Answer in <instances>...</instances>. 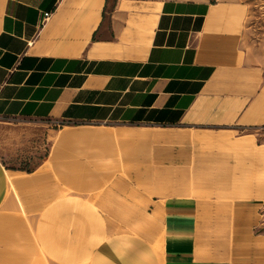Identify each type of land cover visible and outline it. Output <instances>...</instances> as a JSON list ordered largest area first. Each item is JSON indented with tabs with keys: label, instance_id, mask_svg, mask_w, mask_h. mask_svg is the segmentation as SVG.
I'll use <instances>...</instances> for the list:
<instances>
[{
	"label": "crops",
	"instance_id": "0c3cea01",
	"mask_svg": "<svg viewBox=\"0 0 264 264\" xmlns=\"http://www.w3.org/2000/svg\"><path fill=\"white\" fill-rule=\"evenodd\" d=\"M248 12L240 0H0V119L134 125L142 131L129 134L148 141L149 167L175 171L179 185H189L194 170L208 169L206 141L251 137L260 145L264 43L249 38ZM71 138L103 136L63 132ZM35 171L9 169L0 159V264H31L39 249L23 219L24 211L33 223L38 217ZM146 179L119 174L99 192L94 206L104 236L150 245L164 235L165 264H264L256 243L264 242L256 234L261 200H234L226 214L232 246L221 260L199 255L202 242L192 241L195 228L216 225L197 222L203 203L163 197L157 187L172 180ZM120 182L139 193L140 218ZM97 250L81 260L88 255L99 264Z\"/></svg>",
	"mask_w": 264,
	"mask_h": 264
},
{
	"label": "rangeland",
	"instance_id": "374dc122",
	"mask_svg": "<svg viewBox=\"0 0 264 264\" xmlns=\"http://www.w3.org/2000/svg\"><path fill=\"white\" fill-rule=\"evenodd\" d=\"M240 1L249 11L246 25L249 38L264 43V0ZM82 129L99 131L103 138L62 139L63 132ZM134 129V125L127 123L75 125L0 119V159L9 169L36 170L34 174L40 181L39 209L34 211L38 217H34V223L28 215L31 212H23L25 223L39 238L36 244L39 249L35 250L31 264H92V256L81 258L95 248L101 254L99 264H165L164 235L147 245L132 237L109 239L102 233L94 199L119 174L128 175L140 184L153 174L162 176L174 184L165 185L161 191L157 187L159 195L197 197L203 203L197 222L216 223L214 228H195L192 241L202 242L197 249L201 256L210 253L214 258L228 259L232 233L226 214L238 198L261 200L256 234L264 237V128L259 132L260 145L251 137L237 142L206 141L203 146L210 152L203 163L208 169L194 170L189 185H179V173L175 171H154L149 167L148 141L130 135L132 131H142ZM213 150L217 153H211ZM118 185L119 192L124 189L129 197L127 206H135L131 209L138 217L144 208L139 193L121 182ZM104 192L111 195L108 189ZM213 236L215 241L211 243ZM256 243L259 249H264L263 240L258 238Z\"/></svg>",
	"mask_w": 264,
	"mask_h": 264
},
{
	"label": "built area",
	"instance_id": "2783aa9c",
	"mask_svg": "<svg viewBox=\"0 0 264 264\" xmlns=\"http://www.w3.org/2000/svg\"><path fill=\"white\" fill-rule=\"evenodd\" d=\"M51 15H52L51 11L45 12L43 15L42 23L45 24L50 19Z\"/></svg>",
	"mask_w": 264,
	"mask_h": 264
},
{
	"label": "bare ground",
	"instance_id": "6f19581e",
	"mask_svg": "<svg viewBox=\"0 0 264 264\" xmlns=\"http://www.w3.org/2000/svg\"><path fill=\"white\" fill-rule=\"evenodd\" d=\"M137 132H138V131H137ZM140 132H141V131H139L138 133H140ZM138 133H137V134H138ZM140 136H143V134H142V135H140Z\"/></svg>",
	"mask_w": 264,
	"mask_h": 264
}]
</instances>
